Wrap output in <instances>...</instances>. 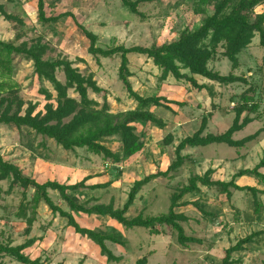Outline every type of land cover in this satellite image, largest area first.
I'll return each mask as SVG.
<instances>
[{"label":"rangeland","instance_id":"1","mask_svg":"<svg viewBox=\"0 0 264 264\" xmlns=\"http://www.w3.org/2000/svg\"><path fill=\"white\" fill-rule=\"evenodd\" d=\"M199 1L160 0L141 5L144 20L131 14L120 0H46L45 12L47 16L73 14L81 25L98 37V46L103 49L120 45L150 48L175 41L179 32L197 29L204 17L213 14V5L203 6L197 13ZM37 4V0H0L4 12L17 19L8 21L0 15V41L13 42L18 46L26 43L28 47L39 44L46 48L43 60L64 58L72 62L84 77L93 76L97 86L104 91L97 94L88 90L89 98L98 103V110L104 105L108 106L111 114L135 110L137 103L128 97L119 79L121 58L90 55L89 41L70 17L62 18L56 25L40 24ZM262 7L257 8V13L264 12V5ZM217 52L216 59L208 65L209 69L225 76L234 74L243 78L245 83L221 85L194 76L198 84L208 86L207 90L198 91L187 81H177L172 77L163 79L162 71L147 57H129V81L135 92L143 97H164L184 105H170V110L151 107V113L161 119L165 127L136 124L137 134L146 147L126 162H105L102 157H95L85 150L66 153L53 140L37 135L29 128L18 130L4 125L0 126V154L6 161L18 164L25 176L35 177L39 183L58 181L75 184L85 179L87 183L110 182L111 186L106 189L78 193L75 198L89 206L112 204L115 209H121L136 181L168 170L176 159L178 144L194 135L204 118L208 121L204 135L223 134L233 125L236 111L245 98H249L257 111L242 113L241 121L248 117L252 122L233 139L240 141L256 135L253 140L239 148L226 144L187 148L182 152L187 156L185 165L169 177H160L145 185L137 194L127 217L166 214L172 196L188 185L191 177L203 176L208 170H213L214 180L229 182L241 170L254 169L264 154V49L260 47V37L256 35L251 46L239 55L240 67L237 70L232 68L221 46ZM15 70L20 97L27 105L32 103L36 106V114H45L47 104L57 107L55 99L48 101L42 93L46 90L55 95V87L39 79L31 61L16 58ZM182 73L189 74L188 71ZM56 78L65 84L62 70L56 71ZM68 95L80 101L74 90H69ZM68 121L70 119L65 120ZM167 137L170 144H167ZM117 141V138L109 140L110 147L116 150L119 146ZM261 172L264 174V169ZM237 184L263 193L254 195L249 191L231 190V198L228 199L217 188L200 186L198 192L182 200L181 204L194 203L177 210L188 218L187 222L181 223L184 233L199 241L186 246L178 242L177 233L168 226L159 227V234L152 235L146 229H125L110 218L84 214H74V217L81 226L111 235L123 243H108L114 255L122 258L118 264H136L141 259H145L146 264H222L229 248L257 232H262V235L255 237L244 250L234 253L233 258L240 260L239 264H264V185H258L250 176L238 179ZM9 187L10 182L7 181L0 186V244L9 241L24 244L34 236L39 239V244L27 252L32 260L40 258L45 264H115L108 263L91 239L72 233L67 220L52 214L46 207L40 208L37 221L28 233L26 222L17 218L22 191L15 189L12 194H7ZM32 195L33 190H30L28 200ZM49 195L56 205L68 210L57 192L50 190ZM258 203L261 206L256 213ZM3 262L18 264L9 258Z\"/></svg>","mask_w":264,"mask_h":264},{"label":"trees","instance_id":"2","mask_svg":"<svg viewBox=\"0 0 264 264\" xmlns=\"http://www.w3.org/2000/svg\"><path fill=\"white\" fill-rule=\"evenodd\" d=\"M123 7L131 14L144 20L145 16L140 12L141 5L157 3L160 0H120ZM38 22L44 26L56 25L62 18L70 17L74 20L77 28L81 30L89 41L88 52L94 57L121 58L119 79L124 85L128 97L137 103L135 110L119 114H111L108 106L98 110V103L91 100L88 90L91 89L97 94L104 91L99 88L93 76L84 77L73 63L64 59L43 60L46 48L39 44L28 47L26 43L18 46L11 42L0 41V126L15 127L20 130L29 128L37 135L53 140L62 147L66 153H74L77 150H85L87 153L102 157L103 161H112L114 164L126 162L133 156L145 150V143L137 134L136 124H151L152 126L164 128L165 123L151 113V107H162L170 110V105L183 106L179 102H173L164 97H143L134 91L129 78V57L132 55L144 56L151 59L156 67L162 71V78H174L177 81H187L198 91L207 90L205 84H198L194 76H200L221 85L245 83L243 78L230 75H221L209 69L208 65L218 56V48L221 46L225 52L224 56L232 64L234 70L239 69V55L251 46L256 35L260 37V47L264 49V12L257 13V8L264 5V0H200L199 11L202 7L213 5L214 12L204 17L202 24L194 30L184 29L179 32V37L170 43L161 46L154 45L150 48L135 46H114L103 49L98 46V37L81 25L73 14L65 13L58 16H47L45 12L46 0H37ZM0 15L8 21L17 20L14 16L6 14L0 6ZM23 57L31 61L35 74L39 79L46 80L55 87V95L44 90L48 101L56 100L57 107L53 104L45 106V114H36V106L32 103L26 104L20 97V87L15 80V60ZM62 70L65 73V84L60 83L56 78V71ZM188 71L189 74L182 73ZM191 75V76H190ZM74 90L80 97V101L69 97V90ZM27 105V106H26ZM256 106H251L249 98H245L242 106L236 111V118L233 125L223 134L204 135L208 129V121L203 119L200 129L192 136L183 139L175 149L176 159L166 172L151 174L143 180L136 181L128 196L123 208L115 209L110 205L89 206L88 203H80L76 200L75 194L85 191H96L106 189L111 183L89 185L85 179L74 185L62 184L58 181H47L39 183L36 180L26 177L22 168L13 162L6 161L0 154V186L3 182H10L7 194H12L15 189H21L22 203L17 218L24 220L27 224L28 233L33 224L37 221L40 208L46 207L52 214L59 215L67 220V227L73 228L75 233L91 239L101 250L102 256L107 258L108 263L118 264L122 258L117 257L109 249L108 243L120 244L118 239L111 235H104L93 230L81 227L76 221L74 214L96 216L98 218H110L115 220L125 229L141 228L149 230L152 235L159 234V227H171L178 237L182 246L198 243L199 241L187 237L181 225L187 222L188 218L177 210L183 206L194 203H183L182 200L189 194L199 191V187L217 188L228 199L231 198V190L249 191L256 195L263 193L252 187H241L237 180L250 176L258 185H264V154L259 164L252 170H241L231 181L223 182L214 180L213 170H208L203 176H193L188 185H185L172 196L171 206L168 213L157 217L128 218L130 207L134 204L137 194L151 181L169 175L185 165L187 156H183L187 148L208 147L213 144H226L230 147L239 148L248 141L254 139L250 136L244 140H234L236 133L243 130L252 120L248 117L241 121L242 113H255ZM70 121L65 122V120ZM117 138L118 148H111L109 140ZM167 144L171 143L169 137ZM33 190L32 199L28 200V192ZM57 192L61 200L66 204L68 210L56 205L49 195V191ZM1 191V188H0ZM260 204L256 206V213H259ZM30 212V214H29ZM207 214L213 217L212 214ZM262 235V232L254 233L245 239L239 240L235 245L226 251L222 264H239L240 260H234L233 254L244 250L251 244L255 237ZM35 243L34 240L25 244L14 246L12 241L0 244V264H4L5 258L14 260L18 264H45L41 259L32 260L26 250ZM83 264V263H79ZM136 264H146L145 259L139 260Z\"/></svg>","mask_w":264,"mask_h":264},{"label":"crops","instance_id":"3","mask_svg":"<svg viewBox=\"0 0 264 264\" xmlns=\"http://www.w3.org/2000/svg\"><path fill=\"white\" fill-rule=\"evenodd\" d=\"M263 8V7H262ZM27 177V176H26ZM29 178H32V179H34L35 180V177L33 178V177H29ZM38 182V181H37ZM76 184V183H75ZM87 184H89V185H97V184H99V183H87ZM68 185H74V184H68ZM77 221V220H76ZM78 222V221H77ZM36 223V222H35ZM34 223V224H35ZM34 224H33V226H34ZM81 227H83V228H86V229H90V228H88V226H81ZM33 228V227H32ZM69 228V230L70 231H72V233H75V231H74V229L73 228H70V227H68ZM90 230H92V229H90ZM94 231V230H93ZM30 235V234H29ZM76 235H78V234H76ZM78 236H80V235H78ZM30 240H34L35 241V243L29 248V249H27L25 252H26V254L28 255V250H31L32 248H35V246L36 245H38L39 244V239H37V238H35L34 236H31L30 238H28V240H26V242L27 241H30ZM25 242V243H26ZM24 243V244H25ZM13 245L14 246H18V245H22V244H16L15 242L13 243ZM100 252H101V250H100V248L99 247H96Z\"/></svg>","mask_w":264,"mask_h":264}]
</instances>
